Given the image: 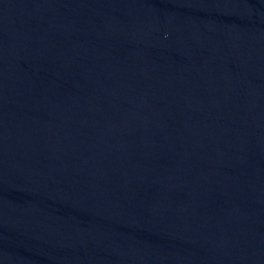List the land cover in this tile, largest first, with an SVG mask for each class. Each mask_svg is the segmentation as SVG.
Wrapping results in <instances>:
<instances>
[{
  "label": "water",
  "instance_id": "1",
  "mask_svg": "<svg viewBox=\"0 0 264 264\" xmlns=\"http://www.w3.org/2000/svg\"><path fill=\"white\" fill-rule=\"evenodd\" d=\"M0 264H264V0H0Z\"/></svg>",
  "mask_w": 264,
  "mask_h": 264
}]
</instances>
